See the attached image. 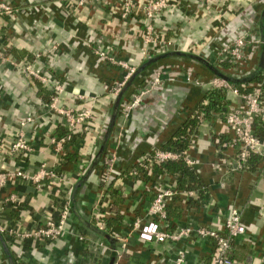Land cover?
<instances>
[{
	"label": "crops",
	"instance_id": "obj_1",
	"mask_svg": "<svg viewBox=\"0 0 264 264\" xmlns=\"http://www.w3.org/2000/svg\"><path fill=\"white\" fill-rule=\"evenodd\" d=\"M119 1L0 0L13 8L11 15L0 17V175L6 176L0 187V228L7 233L32 231L48 220L57 222L66 202L71 208L66 231L58 240H21L0 233V264H172L180 249L187 252V264H209L213 242L196 233L180 242L139 240L133 224L155 219L149 214L151 202L167 187L178 194L167 204L168 218L160 222L163 230L206 228L224 233L234 206L250 231L235 240L232 253H244L240 264H263L264 162L256 170L237 168L239 145L223 122L202 121L189 144L188 157L205 185L202 198L197 192L178 190L177 174L151 168L145 159L163 149L203 102L205 86L186 83L182 78L186 69L192 68L204 81L214 77L179 52L195 54L220 68L212 62V51L228 35L242 29L263 39L264 0H167L168 7L150 22L174 47L145 69L140 66L150 60L142 58L140 48L148 21L140 7L149 0H136L139 8L127 20L120 18ZM226 24L234 33L228 34ZM263 49L262 45L245 49L242 79L264 63ZM98 52L137 67L139 75L131 79L124 96L157 69L172 70L179 78L174 84H163L130 118L123 120L120 115L109 133L107 124L117 104L109 88L126 70L101 59ZM28 65L64 85L60 107L92 108L89 127L78 126L61 153L55 143L67 132L66 120L49 108L52 85L26 74ZM224 73L230 76L234 71L227 66ZM227 93L228 111L242 100ZM85 97L98 102L89 106ZM27 117L33 122L24 128L32 148L26 156L13 153L12 146L21 120ZM111 158H116V173L106 165ZM42 165L60 170L66 182L46 180L37 187L10 177L20 169L34 173ZM140 165L146 166L137 168ZM103 191L111 197L104 232L96 226ZM11 195L16 196V205L8 202ZM120 239H128L122 254L118 253Z\"/></svg>",
	"mask_w": 264,
	"mask_h": 264
},
{
	"label": "built area",
	"instance_id": "obj_2",
	"mask_svg": "<svg viewBox=\"0 0 264 264\" xmlns=\"http://www.w3.org/2000/svg\"><path fill=\"white\" fill-rule=\"evenodd\" d=\"M120 18L122 20L129 19L139 8L138 1L136 0H120L119 5ZM168 7L167 0H149L147 3L140 7L143 18L148 21L144 35L142 37V46L140 48V54L143 59L151 60L158 53H166L170 48L174 47V42L165 38V36L156 32L155 27L151 24V20L156 15L160 14ZM13 8L3 2H0V17L4 15H11ZM225 27L222 26L217 30H222ZM226 31L228 34L234 33L233 27L226 24ZM264 46V38L260 40L254 35H250L244 30H239L232 36H227V41L222 45H219L213 50L212 62L215 64H226L230 67L234 74L230 75L236 79H242V66L246 63L245 49L248 46ZM211 48V47H210ZM101 59L107 60L110 63L120 66L125 69L126 72L122 78L110 85V95L114 98L120 96L125 90L131 79L137 73V67L131 65L129 62L116 60L110 57L105 52L97 53ZM207 57V56H206ZM26 74L33 76L41 81L43 84H50L53 88V97L49 104V108L56 111L59 115L63 116L67 124V132L60 140L56 141L57 150L61 153L66 144L70 143L80 125H86L89 127L91 118L93 117L92 108L75 110L65 109L59 106L60 95L63 93L65 87L63 84L57 83L53 80L52 76H45L42 72L35 70L32 66H25ZM171 70V69H170ZM172 70L166 72L163 69H157L152 78L144 80V84L135 89L131 94L126 95L123 100L121 110V119L130 118L131 114L140 107L143 101L147 100L156 91L160 90L163 84H174L179 78V74L176 76ZM181 78V77H180ZM185 82L193 84L199 87H206L211 85L210 90H223L231 91L233 94L240 96L242 102L237 107H233L228 111L225 109L224 114H217L216 118L218 122H223L228 132L233 133L235 143L239 145V151L237 154V168H245L246 162L250 155L254 154L261 158L264 162V136L261 137L256 132V123L261 122L264 126V97L262 95V88L259 84H246L243 85L246 93H240L226 80L219 77H212L210 80L204 81L202 78L195 76V72L192 68L186 69L185 75L182 76ZM250 89V90H248ZM85 101L89 106H94L97 102V98L85 97ZM33 122V118L27 117L20 122V131L18 132L17 139L12 146L13 153H20L22 155H29L32 152V148L26 138L24 128ZM189 148V147H188ZM116 158L106 160V165L109 166V171L116 173L114 170ZM184 160L189 166L193 167L194 162L188 157V149H158L152 155H149L145 162L146 165L163 164L168 161H180ZM144 165V166H146ZM109 174V173H108ZM106 177V175H104ZM10 177L17 181L33 184L37 187H41L46 180H53L56 182H66V176L60 170L53 168L48 169L46 165L39 167L34 173H28L24 170H17ZM6 176L0 175V187L4 186ZM178 194L174 187H167L165 190L159 192L153 201L151 202L149 214L155 219L143 222L137 220L133 224V229L138 232V238L145 243H158L162 244L168 240L181 241L187 239L190 235L196 233L199 237L209 239L213 242V252L210 258L209 264H240L237 260L232 259V247L235 240L241 236H245L249 231V227L243 222L241 212L238 208L232 207L229 210L228 217L225 222V232L219 233L206 228L183 229L176 233H170L162 229L160 222L166 221L168 218L167 204ZM193 195V192H191ZM100 208L97 214L96 226L100 231H107L106 219L109 217V211L107 210L110 205V195L103 191L100 196ZM8 202H12L16 205L17 198L15 195H11L8 198ZM71 216V208L69 202H66L60 208V218L57 222L48 220L39 229L32 231L18 233L15 230H9L8 233L5 229L0 228V233L5 234L7 238L18 237L21 240L39 239L42 241H55L58 240L66 231L67 222ZM117 237V236H116ZM82 239V238H81ZM121 245L118 248V253L122 254L128 245V239H120ZM172 264H187V252L185 249H180L177 252L176 258ZM264 264V255H263Z\"/></svg>",
	"mask_w": 264,
	"mask_h": 264
},
{
	"label": "trees",
	"instance_id": "obj_3",
	"mask_svg": "<svg viewBox=\"0 0 264 264\" xmlns=\"http://www.w3.org/2000/svg\"><path fill=\"white\" fill-rule=\"evenodd\" d=\"M262 34L264 38V23L261 22ZM264 50V49H263ZM184 57L197 61L202 64L207 70H209L214 76L222 78L230 83L234 88H236L240 93H246L247 91L243 89V85L246 84H259L262 88V95L264 97V63H261L256 71L250 76L243 79H236L232 76H228L224 73V70L228 65L221 64L220 68L213 65L211 62H207L201 57L197 55H193L191 53L179 52ZM167 55L166 53L160 52L154 57L153 60L144 63L140 66V69L147 68L148 64L151 62L160 59ZM139 69V70H140ZM138 74V70L137 73ZM139 75V74H138ZM143 76V74L141 75ZM142 78V77H141ZM136 81V80H135ZM144 84V81H140L138 85L140 87ZM250 90V89H248ZM133 91H131L132 93ZM124 97V98H123ZM227 91L223 90H209L203 97V102L197 107L196 113L187 119V121L183 124V126L175 133V135L163 146V150H168L172 148L174 150L180 149H188L189 144L194 140V136L198 134L199 127L202 121L204 120H212L216 118L217 114H224L226 104L225 101L228 99ZM125 96L123 92L120 96L117 97V104L114 110L113 117L111 121L107 124L108 132L110 133L115 125V121L121 115V108L123 104V100ZM256 132L259 136H264V126L261 122L256 123ZM99 157V155H98ZM97 157V159H98ZM97 162V160H96ZM262 162L261 158L257 155H250L249 159L246 162V166L244 169L248 170H256L259 164ZM147 163V162H146ZM137 168H144V166L140 165ZM151 168H163L167 172L172 174H177L180 177V181L178 183V190L192 191L197 192L199 197L202 198L205 185L201 180L198 173L193 169V167L189 166L184 160L180 161H168L163 164H153ZM231 257L234 260H239L244 257V253H240L238 250L236 252L231 253Z\"/></svg>",
	"mask_w": 264,
	"mask_h": 264
},
{
	"label": "water",
	"instance_id": "obj_4",
	"mask_svg": "<svg viewBox=\"0 0 264 264\" xmlns=\"http://www.w3.org/2000/svg\"><path fill=\"white\" fill-rule=\"evenodd\" d=\"M211 89V85H207L204 89V94H206L208 92V90Z\"/></svg>",
	"mask_w": 264,
	"mask_h": 264
},
{
	"label": "rangeland",
	"instance_id": "obj_5",
	"mask_svg": "<svg viewBox=\"0 0 264 264\" xmlns=\"http://www.w3.org/2000/svg\"><path fill=\"white\" fill-rule=\"evenodd\" d=\"M149 100H150V97H149L147 100L143 101V103L140 105L139 108H142V106H143L144 104H147Z\"/></svg>",
	"mask_w": 264,
	"mask_h": 264
}]
</instances>
